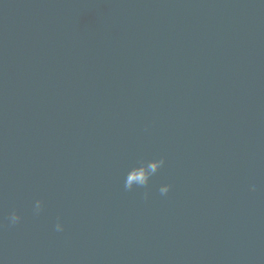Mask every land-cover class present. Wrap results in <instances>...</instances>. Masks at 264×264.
I'll return each mask as SVG.
<instances>
[{
    "label": "water",
    "instance_id": "95a60500",
    "mask_svg": "<svg viewBox=\"0 0 264 264\" xmlns=\"http://www.w3.org/2000/svg\"><path fill=\"white\" fill-rule=\"evenodd\" d=\"M0 264H264V0H0Z\"/></svg>",
    "mask_w": 264,
    "mask_h": 264
},
{
    "label": "clouds",
    "instance_id": "9594fccd",
    "mask_svg": "<svg viewBox=\"0 0 264 264\" xmlns=\"http://www.w3.org/2000/svg\"><path fill=\"white\" fill-rule=\"evenodd\" d=\"M165 163V160L163 157L159 159H151L148 161H144L139 163L136 166L131 167L125 177L124 181V188L125 190H132L134 186L136 187H142L146 188L149 184L150 177L153 176ZM171 185L170 184H163L161 185L159 192L161 195H165L168 193ZM250 190H255L254 187ZM145 198L148 196V192L145 191L144 193ZM42 207V201L37 200L35 202L34 211L36 213H39ZM9 224L15 225L17 224L21 217L18 213L12 212L9 216ZM56 230L62 231L63 230V224L57 223L56 224Z\"/></svg>",
    "mask_w": 264,
    "mask_h": 264
}]
</instances>
